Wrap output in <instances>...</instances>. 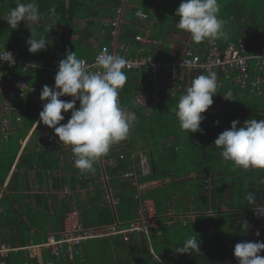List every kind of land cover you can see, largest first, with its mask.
Instances as JSON below:
<instances>
[{
  "label": "trees",
  "instance_id": "16d2710c",
  "mask_svg": "<svg viewBox=\"0 0 264 264\" xmlns=\"http://www.w3.org/2000/svg\"><path fill=\"white\" fill-rule=\"evenodd\" d=\"M22 2H28V0H21ZM108 1V0H107ZM105 1L104 3H106ZM10 4H17L18 0L9 1ZM36 3L39 5L40 13L42 15V20L39 24L33 26L31 28L32 31L35 32V38L45 37L48 39L49 43L46 45V50L38 51L34 55L29 53L24 46L25 41H19V38L24 37L25 39H29L32 31L28 30V33L15 31L7 42L6 49L20 47V52L27 53L28 57H38L41 58L44 54L45 61L44 64L49 66L54 59H58L61 56L66 54V52H75L77 57L81 59L83 53L85 52V48L81 45L82 41H88L89 31L87 28L83 29L81 32L74 33L73 39H70V32L64 31L62 33L58 32V30L54 27L49 30V34L47 35V25L42 24L44 17L48 19L50 18L51 10L55 9V17L57 20H64L66 22L76 21L80 19H86L89 16L92 17L94 21L88 22L89 25L94 27H101L98 23V19L101 20L104 16H109L111 19H114L117 14V7L120 5V0H109L110 8L102 11L101 9L96 8V5L99 3L98 0H36ZM131 3L134 5H138L137 7H141L144 12L148 13L150 11L151 1L148 0H131ZM181 3V0L174 1V3L169 4V0H162L160 7L163 9V13L154 28L152 29V34L150 35L154 39H160L163 41L164 45L157 47V52L155 54V59L160 60L161 58H165L164 52L167 49L169 42V29L173 25V21L177 16H175V10ZM255 4V0H253ZM256 5V4H255ZM228 13L231 17L235 19H241L244 17L246 5L243 4V0H232L228 6L225 5ZM256 7H258L256 5ZM128 12V11H127ZM137 12V8H132L130 12L126 13L123 16L126 19H129L128 24H124L121 27V32L118 33L119 39H129L134 43L132 44V48L136 49L139 44L135 43V36L137 34L144 35V29L140 28L136 30L135 27L137 25V21L133 18L135 13ZM97 19V22L95 21ZM260 24H264V18L260 19ZM56 26V25H55ZM258 29L262 34H264V25ZM255 29V30H256ZM253 30V32H256ZM9 27L5 26L2 30L4 36L8 37ZM109 34H111V29L108 30ZM108 34V36H109ZM7 39V38H6ZM148 51L145 53V56H148ZM62 55V56H63ZM36 59V58H35ZM38 60V59H36ZM40 61V60H38ZM127 80L124 84L123 88L119 90L118 101L119 104L125 108L131 114H135L137 117L134 122L129 138L127 140L121 141L120 146L123 147L124 150L130 146L139 145L140 151L144 154L151 167V173L146 176H141L138 167L136 166L139 160V153L135 154V160L131 159L132 149H127L126 159L123 161H119L118 166L114 169H108V174L110 176V186L112 189V194L115 198L119 199V205L116 206L115 210H113L108 204H104L101 207L102 203L99 200V186L97 187V199L95 201L100 202L99 206H96L99 213H101V220L96 223V220H93L94 210L92 207L89 210H86L85 207L79 205V210L81 211L82 216V224L85 228L93 227L101 225H110L115 222V215L120 221H130L132 218V211L136 208L137 203L134 201L133 196L136 193V188L133 186L134 177H124V174L128 171L137 175V181L142 184L145 182H151L158 179H165L172 175L177 178H182L190 173H196L201 176V187L203 189V198L204 202L208 201L207 197L213 195L215 190H213V185L209 181L211 186L210 191L205 189L206 181L208 180V176H203V174H209L216 171L217 164L222 165L227 168V173L236 172L239 173L238 178L233 179L234 188L231 193L230 200V210L235 211L236 216L233 219L227 221L229 225V230L227 234L220 240L216 242H204L200 241L199 243V251L191 250L192 252L180 253L177 256V261L175 262L170 257L166 259L168 264H238L237 259L233 256V248L235 244L245 241L248 239V231L251 226H257L261 232L262 237L264 236V216H258L255 212V207L264 206V184L261 179L264 176V170L260 169H249L243 170L239 167H236L232 164V162H225L222 160L220 156V150L217 149L213 142L218 137L220 133L224 130H227L228 127L224 123H228V125L232 122V117L230 115H225L224 110L231 109L230 103H224L221 101H215L210 108L203 113L205 119L201 122V132L196 133H187L185 134L179 126V122L175 117V108L178 103L179 97L178 95L174 98H170L167 96H162L159 100V103L154 106L153 112L149 115L145 111V109L141 106H138L135 103L133 93V86H137L139 81H143L145 83L144 91L149 93L152 89V83L149 80L150 69L143 68L139 71H124ZM51 73L50 72H43ZM42 74V75H43ZM55 76V72H52ZM246 100L249 99L247 96ZM30 106H26V113L29 115L26 117L24 122L19 126V134L20 136L17 139V142L23 138L28 131L29 127L32 125L33 121L39 114L40 108L36 106V103H28ZM236 106V104H235ZM237 107V106H236ZM247 108H250L246 106ZM249 110V109H248ZM219 123H215V122ZM240 123L238 126H241L244 121H246V117L238 120ZM39 128H44V125L40 124ZM33 137L39 138L45 144V132L41 134L37 133V131L33 134ZM170 144V145H168ZM71 148V146H70ZM136 151V150H135ZM36 156L39 157L38 164L41 169L52 168L56 166L57 160L56 158L48 155L47 150L44 149L40 153H32L30 156L25 157V162H32ZM8 161V159H6ZM213 162L215 163L213 165ZM11 165V161L5 162L0 166V185H2L6 172L9 170ZM73 168H76L75 166ZM94 168H97L96 163L94 164ZM98 169V168H97ZM77 171V169H76ZM79 171V170H78ZM218 174V172H217ZM249 178L253 179V186L249 189H246L244 192L245 196L247 193L251 192L256 196V205L251 202H248V206L244 207H231L235 200H238L240 197L239 187L236 186L237 183H240L241 180ZM45 183V182H44ZM78 187L81 189H86L90 181H79ZM74 187V184H71ZM70 186V189H73ZM159 190H144L141 192L142 198L152 197L156 199L157 193ZM43 198V197H41ZM56 198H59L58 196ZM101 199V198H100ZM68 204V203H67ZM90 204H92L90 202ZM89 204V205H90ZM69 205V204H68ZM69 208V207H67ZM65 210V209H64ZM64 214V212H63ZM20 219V217H19ZM244 221L247 222V229ZM223 222H225L223 220ZM222 224V223H221ZM9 225L7 226L10 229L16 228V234L12 235V241L10 245L15 246L16 243L24 246L23 244L27 243L28 240V224L23 222L20 219V224L12 225V224H3ZM35 231H42L41 227L34 226ZM175 229L165 228L162 230L161 235L159 237V242L154 245V248L157 253L166 251L171 244L168 242L170 238H176L173 236V233L177 230H180L179 233L182 234L185 229L181 223L175 224ZM178 233L177 236H180ZM172 236V237H171ZM182 237V236H180ZM115 238V237H110ZM122 238L121 236L116 237L111 243L113 246L108 245V238L96 239L100 240L96 243V240H90L89 242L92 244H103L101 248L104 250L105 254H111L113 250H118L125 245L130 244L129 242H125L122 240H117ZM153 237L151 236V239ZM197 239L199 237L197 236ZM261 242L264 240L261 238ZM107 244V245H106ZM140 243L137 242V245ZM97 245V246H98ZM131 245V244H130ZM96 246V247H97ZM141 247V246H140ZM145 251H141L144 254H147L150 258L152 257L148 251L146 250V245L144 243ZM90 253H93L95 247L89 249ZM180 251V250H179ZM142 253V254H143ZM260 256L264 257V251L259 253ZM27 260L25 258V251H19L18 253H12V257L10 259L9 264H26ZM78 257L76 258L75 264L77 263ZM165 262V264H166ZM30 264H36L33 259L30 261ZM158 264V263H156Z\"/></svg>",
  "mask_w": 264,
  "mask_h": 264
},
{
  "label": "crops",
  "instance_id": "0c3cea01",
  "mask_svg": "<svg viewBox=\"0 0 264 264\" xmlns=\"http://www.w3.org/2000/svg\"><path fill=\"white\" fill-rule=\"evenodd\" d=\"M7 1L8 3H10L9 1L11 0H7ZM105 1L107 0H101L100 1L101 3L99 2L96 5V8L101 9L102 11L109 9L110 8L109 0L106 3H104ZM124 1L125 0L122 1L120 0V5L117 7V9L119 7L124 8V15L130 12L132 8H137V12L142 11L144 13L145 18L141 19L142 22L137 20L138 23L135 29L139 30L140 28H143L144 35L141 34H137V35L142 36L143 38H148L150 40V43L143 44L135 40L136 41L135 43L139 44V46L136 49H133L132 44L134 42L132 40L119 39L118 34L116 37H114L112 34L107 33L109 29L106 30V32L103 34L101 27H94L89 25L88 22L94 21L91 16H89L86 19L76 20L74 22L57 20V24L54 27L60 33L68 30L70 32V39H73L72 34L81 32L83 29L87 28V30L89 31V36H88V41L81 42V45L86 49L81 59L92 58L97 53V51L99 50L102 44H110L111 42L117 41L121 45L128 48V51L126 52L127 58L135 57L136 51L139 48L143 47L145 49L143 52V56L156 60L155 59V54L157 52L156 48L164 45L163 41H161L160 39L159 40L154 39L150 36L152 34V29L156 25L157 21L160 18H162L161 15L159 14L158 8L153 7L154 8L153 11L151 12L149 11L148 13H146L144 12L145 10H143L141 7H137L138 5L136 6L131 3L132 7H130L129 10H126ZM153 4H156L155 0H151L150 10ZM158 5L160 6V4ZM161 10H162L161 12L162 14L163 9L161 8ZM4 12H6L7 14L10 13V11L7 10H4ZM137 12L135 13V16ZM135 16L133 17L134 19ZM104 18H110V17L106 15L104 16ZM177 19L179 20V17L175 18L173 24H175V22L178 21ZM95 21L97 22V19H95ZM122 21L123 22L119 26L118 33L121 32V27L124 24L129 23V19H126L125 17L124 19H122ZM49 23H50V18L47 21V18L44 17L42 24H46L48 27ZM98 23L100 25L99 19H98ZM5 26L9 27L8 24H6L3 21H0V47L2 48L6 47L7 42L10 39L9 36H11L15 31H18L20 29L23 30L18 32L28 33L29 32L28 30L32 31L31 30L32 27L27 28L29 27L27 24L18 25V27L15 30L9 28L8 37H7L1 34ZM174 27H170L169 29V33H170L168 39L169 45L164 52L165 58H161L160 60H169L176 58L183 51L184 38L181 39L182 41L180 45L173 44L174 42L171 39V35H172V31L174 30ZM255 31L256 32H252L246 38L251 39V36L254 34H262L258 29H256ZM46 34L48 35L49 31L46 32ZM102 37L104 39L107 37L106 43L103 42L99 43L100 41L104 40L101 39ZM248 43L252 46L249 40ZM220 44H225V43H220ZM24 46L26 47V41L24 43ZM178 46L179 47L182 46L181 49H179L177 53L176 52L173 53L175 48H179ZM10 49L18 50L20 52V47L19 48L14 47ZM27 49L28 47L26 48V50ZM206 49L207 48L202 47L199 50L205 51ZM147 51L149 52L148 56H145V53ZM20 54L26 60L32 63L47 66L46 64H44L45 61L44 56L46 55V53H43L44 55L41 58L31 57V56L28 57L26 56L27 53H22V52H20ZM35 58L40 61L36 60ZM160 60H156V61H160ZM43 72H49V71H38V70L36 72H31L30 70L28 71V82L30 78L33 79V83L31 84L29 83V84L36 88L37 93L21 102V106L24 110V119H25V114L26 117L29 115V113H26V108H27L26 106H30L28 105L29 102L32 104L36 103V106L40 108V111L42 110V103L44 102H41V100L39 99L40 92L42 89L38 86L37 79L41 77L40 74H43ZM195 77H197V75L194 74L191 75L183 74L181 76V78H184V80L188 82L190 85ZM52 86H54V79ZM221 89L223 90V88ZM240 94H243L244 95L243 97L245 96H247L248 98L250 97L245 93H240ZM229 95L230 93H225L224 91L221 92L217 88V94L213 97V101L214 102L221 101L224 103L231 104V109L224 110V114L230 115L232 117V121L241 120L244 117H246V120L251 118H255L257 121L260 120V114L264 112V108L257 106L254 107L251 102H249L248 105V107L250 108H247L244 105L243 106L236 105L237 106L236 107L235 104L232 103L231 100L232 96ZM261 99L264 100V98ZM37 118H39V115H37L32 125L29 127L28 131L23 137L24 139ZM224 124L227 125L229 129L230 125H228V123H224ZM40 129H42V132H45V144L41 140H39V138L32 136L27 139V144L23 149H21L22 141L24 140L23 138H21L17 142V150L13 154H10L11 156L6 157L8 159L7 162L11 161V165L9 167V170L6 172L5 179L2 185H0V244L7 245L14 249L15 248L21 249L23 247H28V246H38L43 242H45L50 233H56L61 230L65 214L71 211L72 209H77L80 214V218H82L81 211L79 210L80 208L79 205L85 207L86 210H89L90 208L94 207L95 210L93 214L94 216L93 220H96L97 223L98 221L101 220V213H99V210H97L96 208V206H99L100 204V202L98 201L99 200L101 201L102 203L101 207H103V205L105 204V199H104L105 194L103 193L104 190L102 188L99 189L101 191V193H99V196L101 195L100 196L101 199L99 198L98 201H95L97 199V194H98L97 191L98 184H95L93 180L79 178L80 175H86L89 173L81 174L77 168H73L75 166L74 156L70 146H66L63 143L58 142V137L54 136L53 130L49 129L47 126H44V128H40ZM46 135L54 136L56 138L57 144L53 148H48V146L46 145L47 144ZM44 146L48 152V155H50L53 158H56L57 164L55 168L52 167L47 169H41L39 164L37 163L39 159L38 156H36V158L30 163L25 162L26 159L25 157L30 156L32 153L38 154L42 152ZM127 149H131V148L127 147L126 150H124L122 147L121 153H123L125 157H126L125 152L127 151ZM138 151H140V149H138ZM138 153L142 154V152H138ZM135 154L137 153L131 152V156H134ZM119 161L120 160L116 159V162ZM214 164L215 163L213 162V165ZM97 168H95L94 173L98 171ZM215 169H216L215 172L202 175V177L204 175L208 176L207 178L213 185V190H215L213 195L207 197L208 201L206 202H204L205 199L203 198V194H202L203 189L201 187V176L197 175L196 173H190L189 175L182 178H177L176 176L172 175L165 179H158L151 182H145L146 187L142 191L159 190L157 196L159 194V196L163 198V201L156 202L154 198L149 197L150 199L154 200L158 214L155 228L152 229L151 234L153 238L151 240L153 244V249L155 253L160 256L163 264H165L166 259L169 258L170 256H171L170 258L176 262L178 260L177 256L179 254V250L182 247H184L186 241L194 235H197L199 237V241L202 240L204 242L211 243L222 239L227 234L230 228L229 225L227 224V221L233 219L236 216L235 211H231L229 205L231 200V193L234 188L233 179L238 178L239 173H236L234 171L227 173V168L223 167L220 164H217V167ZM82 180L90 181L91 184H89V186L86 189H81L80 187H78L79 185L78 182ZM71 184H74V187ZM70 186H72L73 189H70ZM236 186L239 187L240 189L239 191L240 197L238 200H235L233 202V205L231 207L248 206L249 201L245 199L246 196L244 192L246 191V189H249L253 186V179L245 178L241 180L240 183H237ZM57 196L59 198H56ZM90 202L92 204H90ZM134 210L132 211L131 220L134 217ZM19 217L23 222L28 224V228H29L27 231L28 240L26 244H23L24 246L19 245L18 243H16L15 246H12L10 245L12 244L11 243L12 235L16 234L17 227H15V229L9 230V228L7 227L9 225L5 226L3 224H12L13 226L14 225L17 226L18 224H20ZM223 220L225 222H223ZM121 222L124 224L127 223L124 220ZM81 223H82V219H81ZM179 223L182 224L185 231L182 234L179 233L180 230L175 231L173 233V236H175L176 238L169 237L168 239V242L171 244V246H169L166 251L157 253L154 248V245L159 242V237L161 235L162 230L164 231L165 228L175 229L174 228L175 224H179ZM37 225L42 228L41 229L42 231H35L34 226ZM95 227L96 224L90 228H95ZM178 233L182 237L177 236ZM256 233H259L260 236H258V238H260L259 239L260 241L262 238V232L257 226L250 227L248 231L247 241L255 240L257 236ZM115 238H108L110 240L109 242L112 243ZM117 240H122V238ZM99 241L100 240H96V243ZM128 241H130V244L134 246L137 245V242L140 243L142 251H145L144 239L142 238L141 235L132 234L129 236ZM97 245L98 244H92L89 241L81 245V247L79 248L80 254L75 257V261L77 257L79 261H83L84 254H86L89 251V249L96 247ZM19 251H25V258L30 261L33 259V261H35L36 264L53 263L52 258L46 249H38L34 252H30L26 250H18L12 253H18ZM12 253H10L9 255L7 264H9L10 262ZM30 261H26V264H30ZM64 264H68V262H65ZM166 264L168 263L166 262Z\"/></svg>",
  "mask_w": 264,
  "mask_h": 264
},
{
  "label": "clouds",
  "instance_id": "9594fccd",
  "mask_svg": "<svg viewBox=\"0 0 264 264\" xmlns=\"http://www.w3.org/2000/svg\"><path fill=\"white\" fill-rule=\"evenodd\" d=\"M218 13V0H181L175 10V16L179 17L175 27L190 34L195 43H212L226 38L224 22L218 18ZM137 16L145 18L142 11H138ZM41 20L42 15L36 0L17 3L5 19L13 30L21 21L30 28ZM56 24L55 9H52L47 32ZM30 33L26 40L28 52L35 54L46 50L48 39H37L34 31ZM0 62L12 66L15 58L10 51L3 48L0 50ZM127 63L123 56L109 54L105 49L96 58V64L101 70L92 72L87 70L86 62L79 59L75 52H66L64 58L58 62L54 86L45 85L40 92L39 99L46 103H42L39 120L35 125L47 126L58 137V142L71 146L74 165L81 174L94 173V164L106 156L113 145L129 138L137 119L134 113L130 114L118 101L119 90L127 80L123 71ZM217 88V74L209 72L207 75L195 77L186 93L179 97L175 117L185 134L202 133L200 125L205 119L202 114L213 104ZM64 96L71 99H61ZM69 112L67 122L61 123L65 120L64 114ZM239 123L238 120H233L229 129L220 133L213 145L220 150V156L225 162H232L243 170H264V119L257 121L251 118L238 127ZM245 199L256 205V196L253 193H247ZM255 212L258 216H264V206L255 207ZM244 223L247 229V222ZM199 243L197 235H194L179 252L199 251ZM262 251L264 242L261 240L242 241L235 244L233 256L238 264H264V257L259 255ZM157 259L159 260L158 257Z\"/></svg>",
  "mask_w": 264,
  "mask_h": 264
},
{
  "label": "built area",
  "instance_id": "2783aa9c",
  "mask_svg": "<svg viewBox=\"0 0 264 264\" xmlns=\"http://www.w3.org/2000/svg\"><path fill=\"white\" fill-rule=\"evenodd\" d=\"M3 1L0 0V21L7 24L5 19L8 14L2 9ZM155 1H159V4L162 2V0ZM121 13L122 8L119 7L114 19L102 18L100 20L103 34L111 28V34L114 37L117 36L119 26L123 22L124 13ZM135 40L143 44L150 43L148 38H143L139 35L135 37ZM183 40L182 53L178 57L169 60L156 61L144 57L143 52L145 49L143 47L136 51L135 57L127 58L126 52L128 48L117 41L111 42L110 44H102L92 58H83V60L86 62L88 71H100L101 69L96 64V58L106 49L109 54L121 55L128 61L123 71H139L143 68L150 69L149 80L152 83L151 91L149 93L145 92V83L140 81L133 92L135 103L143 107L147 114L153 112L154 106L159 103L162 96L174 98L186 93L190 84L184 78H181L183 74L199 76L202 74L207 75L209 72H215L217 74V80L222 79L225 82L221 84L222 87H226L229 84L238 93H245L250 97L264 98V43L259 46H251L247 38L243 36L236 42L228 41L225 44L214 41L209 43L205 51H201L192 46L190 34L185 33ZM0 50H3V48L0 47ZM5 50L13 54L15 64L9 66L5 62H0V73H3L0 76L1 143L9 140L11 136L19 132V126L24 119V110L21 102L37 93L36 88L28 82V71L36 69L38 71H51L56 74L58 62L64 58V56H61L49 66H44L26 60L18 50L6 48ZM61 99L69 100L71 98L64 96ZM76 106H79L78 101ZM64 115L65 120L61 123L67 122V119L70 117V112ZM260 119H264V112L260 114ZM38 120L39 118L36 119L25 139H22L21 149L25 147L27 139L32 137L36 131L42 133V129L38 127L39 124L37 126L35 125ZM54 136L46 135V145L48 148H53L57 144ZM121 152L122 146H120V143L113 145L110 152L97 161L98 171L96 173L79 176V178L93 180L95 184H98L99 188L104 190L105 203L113 210L119 205V199L115 198L111 193L112 189L108 169H113L118 166L119 162H116V159L120 161L126 159ZM131 159L134 161L135 156H131ZM136 166L141 176H146L151 173L148 159L144 154H139V160ZM131 176L134 177L132 184L137 191L133 196L137 205L134 210V217L130 222L124 224L115 215V222L113 224L96 226L95 228H84L78 210L72 209L65 214L61 230L56 233H50L46 241L38 246L14 249L0 244V264H7L9 255L12 252L18 250L34 252L38 249H46L49 252L53 261L52 264H63L66 257L69 259L68 264H74L75 257L80 254L79 248L86 242L118 236H121L128 242L129 236L132 234L141 235L147 247L146 250L152 256L153 260L158 264H163L160 256L155 253L151 240L152 229L155 228L158 218L155 202L153 199L141 197L140 192L145 189L146 184L138 183L137 175L134 171H128L124 174V177ZM261 181L264 184V178ZM205 189L207 191L211 189L209 179L206 181Z\"/></svg>",
  "mask_w": 264,
  "mask_h": 264
},
{
  "label": "rangeland",
  "instance_id": "374dc122",
  "mask_svg": "<svg viewBox=\"0 0 264 264\" xmlns=\"http://www.w3.org/2000/svg\"><path fill=\"white\" fill-rule=\"evenodd\" d=\"M98 1L100 2L101 0H98ZM174 1H178V0H169V4L174 3ZM231 1L232 0H218V5H219L218 18L224 22V31L226 34V38H221L219 40H216V42L218 43H226L228 41L236 42L243 36L244 37L249 36L253 32L254 29L261 28L264 25V24H260V19L264 18V0H255V4L258 7H256V5L253 3V0H243V4L246 5V8H245L244 17L241 19H235L231 17L230 14L228 13V10L225 5L228 6V4ZM19 2H22V1L18 0V3ZM124 4L126 6V10H129V8L132 7L131 0H125ZM158 4H159V1H157L156 4H153L150 12L153 11L154 10L153 7H155V8H158L159 14L161 15L162 10ZM16 5L17 4L15 3L10 4L8 3L7 0H4L2 7L4 10L11 11L13 8L16 7ZM123 13H124V8H122L121 14ZM141 19L142 18L138 17L136 14L135 20L136 21L139 20L142 22ZM24 24L25 22L23 21L19 23V25H24ZM175 25H176V22L175 24L172 25V27H174ZM103 37L101 39H104ZM106 38L100 41L99 43L101 42L106 43L107 42ZM183 38H184L183 31L178 29L177 27H174V30L172 31V35H171V39L174 42L173 44L180 45L182 41L181 39ZM25 40L26 39L24 37L19 38V41H25ZM191 43H192V46L196 47L197 49H200L202 47L207 48L209 46V43L207 41L201 42V43H195L191 40ZM181 47L182 46H180L179 48H175L173 53L175 52L177 53L179 49H181ZM30 71L36 72L37 70L31 69ZM40 75L41 77L37 79V84L41 89L45 85L52 86L53 79H54L53 74L44 73L43 75L42 74ZM218 82L220 83L218 85V90L221 92L224 91L225 93H230L229 96H232L231 100L233 104L248 106L249 102H251L254 107L257 106V107L264 108L263 99L258 98V97H249V99L246 100V97H243L244 96L243 94L236 93L237 91L234 90L229 84H227L226 87H222L221 84L225 83L222 79H219ZM29 83L30 84L33 83V79L30 78ZM135 88L136 86L134 85L133 89ZM221 88H223V90ZM19 136H20L19 134H15L11 136L9 140L4 141L3 143L0 142V166L3 163L7 162L6 161L7 156H11L10 154H13L17 150V139ZM128 148H131L133 150V153L141 152V151H138V149H140L138 144L136 146L128 145ZM155 201L161 202L163 201V198L159 196L158 194V196H156ZM258 236H256V239L253 241L259 240L260 238H258ZM249 241H252V240H249ZM108 245L113 246L109 241H108ZM102 246H105V245L99 244L97 247H95V250L93 253H90V250H89L86 254H84V260L86 261L84 260L77 261L76 264H156V262L153 260L152 257L150 258L149 256H147V254H144L143 252H142L143 254L141 253L142 251V248L140 247L141 245L134 246L132 244L131 245L128 244L122 248L120 247L119 251L117 249L113 250L111 254H105L103 252L104 250L101 248Z\"/></svg>",
  "mask_w": 264,
  "mask_h": 264
},
{
  "label": "water",
  "instance_id": "95a60500",
  "mask_svg": "<svg viewBox=\"0 0 264 264\" xmlns=\"http://www.w3.org/2000/svg\"><path fill=\"white\" fill-rule=\"evenodd\" d=\"M247 39L252 44V46H254V45L259 46V45L264 43V35L263 34H254L251 36V39L250 38H247ZM262 239L264 240V236L262 237Z\"/></svg>",
  "mask_w": 264,
  "mask_h": 264
},
{
  "label": "bare ground",
  "instance_id": "6f19581e",
  "mask_svg": "<svg viewBox=\"0 0 264 264\" xmlns=\"http://www.w3.org/2000/svg\"><path fill=\"white\" fill-rule=\"evenodd\" d=\"M68 257H66L65 259H64V261H63V264L65 263V262H68Z\"/></svg>",
  "mask_w": 264,
  "mask_h": 264
}]
</instances>
